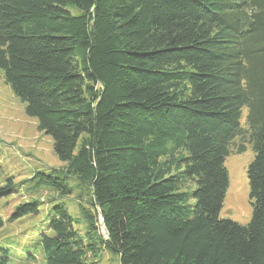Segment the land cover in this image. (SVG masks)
Instances as JSON below:
<instances>
[{
    "label": "trees",
    "instance_id": "trees-1",
    "mask_svg": "<svg viewBox=\"0 0 264 264\" xmlns=\"http://www.w3.org/2000/svg\"><path fill=\"white\" fill-rule=\"evenodd\" d=\"M0 72L63 163L31 176L56 194L28 236L45 264H264V0H0ZM235 137L246 224L219 216Z\"/></svg>",
    "mask_w": 264,
    "mask_h": 264
},
{
    "label": "rangeland",
    "instance_id": "rangeland-1",
    "mask_svg": "<svg viewBox=\"0 0 264 264\" xmlns=\"http://www.w3.org/2000/svg\"><path fill=\"white\" fill-rule=\"evenodd\" d=\"M245 113L246 109H243L242 124ZM241 143L245 144V151L237 153L236 146ZM252 157L251 146L243 138L235 137L224 162L229 182L219 212L221 218H229L240 224L249 222L252 206L246 170ZM62 166L63 163L53 152L51 138L37 130L36 119L25 114L24 103L12 93L0 72V189L9 185L12 187L11 192L0 196V245L9 249V264H45L42 249L28 247V236L56 194L49 188L35 187L31 176L38 170L48 171ZM70 182L76 186L74 180ZM31 199L40 201L38 213L15 216L17 207ZM62 199L75 219L74 227L83 233L84 221L78 205L88 209V197L76 186L71 195ZM99 231L104 233L100 217ZM28 251L35 254L34 260L25 259ZM96 264L120 263L116 255L102 250L96 257Z\"/></svg>",
    "mask_w": 264,
    "mask_h": 264
},
{
    "label": "water",
    "instance_id": "water-1",
    "mask_svg": "<svg viewBox=\"0 0 264 264\" xmlns=\"http://www.w3.org/2000/svg\"><path fill=\"white\" fill-rule=\"evenodd\" d=\"M101 224H102V227H103V223H102V220H101ZM104 229V228H103ZM104 233L106 234L107 232L105 231V229H104Z\"/></svg>",
    "mask_w": 264,
    "mask_h": 264
}]
</instances>
